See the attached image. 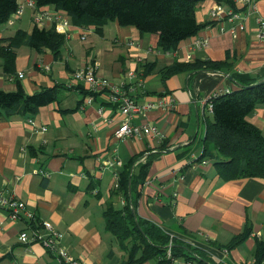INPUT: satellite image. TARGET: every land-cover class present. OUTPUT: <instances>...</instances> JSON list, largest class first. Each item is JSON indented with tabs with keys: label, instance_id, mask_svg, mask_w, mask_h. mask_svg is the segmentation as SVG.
<instances>
[{
	"label": "crops",
	"instance_id": "1",
	"mask_svg": "<svg viewBox=\"0 0 264 264\" xmlns=\"http://www.w3.org/2000/svg\"><path fill=\"white\" fill-rule=\"evenodd\" d=\"M249 1L252 8L245 3ZM18 2L23 12L0 27V41L17 30L31 32L35 25L56 30L47 20L38 24L36 17L40 11L61 10L68 23L65 42L59 58L48 48L20 47L13 74L4 71L0 59V89L12 92L21 83L32 95L43 88L65 87L59 101L41 108L34 118H0V191L35 213L33 220L25 213L13 220L7 210H0V264H60L40 244L20 240L21 233H31L46 221L64 234L63 245L82 264H124L125 252L107 231L104 218L122 167L107 162L129 164L140 155L161 153L162 144L148 136L115 138L116 129L128 120L120 106L108 100V93H98L87 105V85L73 81V74L92 62L99 63L98 73L126 97L140 105L159 104L130 119L132 125L157 126L168 147L150 164L138 188L137 215L215 262L254 264L257 242L264 241V179L223 181L213 162L200 160L213 119L209 102L237 86L226 72H180L164 81L163 70L177 62L226 61L229 53L232 72L264 78V24L259 22H264V0H205L196 16L206 27L168 54L159 49L158 34H142L116 21L98 33L95 26L74 25L55 6L34 10L27 0ZM217 3L245 18L214 21L210 11ZM19 73L23 79L17 78ZM249 120L264 133V105ZM113 199L115 206L124 205V200ZM246 228L251 234L235 244L234 238ZM185 263L180 259L175 264Z\"/></svg>",
	"mask_w": 264,
	"mask_h": 264
},
{
	"label": "trees",
	"instance_id": "2",
	"mask_svg": "<svg viewBox=\"0 0 264 264\" xmlns=\"http://www.w3.org/2000/svg\"><path fill=\"white\" fill-rule=\"evenodd\" d=\"M205 0H37L38 8L55 6L64 10L74 25L103 33L109 22L122 27H135L142 34H158L159 49L165 54L176 52L180 43L196 36L206 26L197 20V9ZM20 8L18 0H0V27L11 20ZM237 12V9L233 8ZM215 22H211L214 24ZM65 42L63 34L53 27L35 25L31 32L17 30L14 35L0 41V59L7 74H13L17 50L29 46L38 51L50 49L59 58ZM226 61L177 62L163 70V79L186 72H226L237 89L218 94L211 99L213 119L208 122L200 160H210L223 181L247 178L264 179V133L249 117L264 105V78L232 72ZM64 85L43 88L28 94L19 83L17 89H0V118L28 116L34 118L41 108L59 101ZM98 93L87 91L93 99ZM160 152L168 149L165 141ZM161 153L140 155L124 164L111 192L112 202L105 207L104 218L119 248L125 252L124 264H175L182 259L191 264H223L215 262L206 252L193 248L162 227L137 215L138 188L147 178L150 164ZM144 158V161L142 159ZM138 168H137V167ZM136 167V168H134ZM113 198L124 200L122 207ZM252 230L246 228L234 243L243 242ZM183 234H186L183 231ZM230 249V246H227ZM254 264H264V241L257 242Z\"/></svg>",
	"mask_w": 264,
	"mask_h": 264
},
{
	"label": "built area",
	"instance_id": "3",
	"mask_svg": "<svg viewBox=\"0 0 264 264\" xmlns=\"http://www.w3.org/2000/svg\"><path fill=\"white\" fill-rule=\"evenodd\" d=\"M247 6L252 8V3L245 2ZM27 6L31 9L38 10V5L36 0H27ZM23 12V7L20 6L15 17L21 15ZM211 18L214 21H222L226 17L230 20L237 19L243 15L239 12L234 11L233 9H225L221 4L217 3L210 11ZM36 22L40 25H43L47 20L53 26H55L57 32L63 34L66 32L65 27L67 26V21L64 18V12L61 10H54L50 12L40 11L36 17ZM242 18H245L244 16ZM13 22V21H11ZM261 25L264 24L262 19L259 21ZM243 29V25L240 26ZM235 31L237 28L234 27ZM90 33V30L87 31L83 36L82 40H86L87 35ZM134 46V43H130ZM206 44L201 43L200 46H205ZM48 68V67H47ZM99 63L92 62L87 64L85 67L78 69L73 74V81L76 83H85L90 92L94 93H108V100L112 103L118 104L121 108V112L128 120L119 126L115 131V138L118 140H127L129 138L148 136L153 138L159 144H163L166 140L164 133L154 124L148 123L141 126L132 125L130 119L140 115L142 112L147 110L154 109L157 105L156 103H146L145 105H140L135 99L126 97L120 91L114 89L111 82L105 77L101 76L98 73ZM17 78L23 79L24 75L19 73ZM218 95V94H216ZM215 95V96H216ZM214 96V97H215ZM173 100L167 102L169 106L172 105ZM93 103V98L91 96L87 97L86 104L90 105ZM166 103V101H162ZM161 103V104H162ZM209 109L212 110L211 100L209 102ZM31 124H34L33 120H30ZM46 131V129H44ZM208 161H204V164H207ZM107 164L114 166V164L119 167L123 166L121 160L117 159L116 161H108ZM0 210H7L9 217L13 220H18L21 217L22 213H25L26 216L30 219L35 218V213L27 209L25 202L17 199L12 195H8L0 191ZM32 231H24L20 235V240L23 243L34 242L40 244L49 252L53 253L60 264H82L81 261L76 259L70 251L63 245L62 241L64 239V234L56 230L52 223L46 221L43 222L41 228L32 227ZM46 231V233L43 232ZM227 253V251H225ZM191 264V263H185Z\"/></svg>",
	"mask_w": 264,
	"mask_h": 264
},
{
	"label": "rangeland",
	"instance_id": "4",
	"mask_svg": "<svg viewBox=\"0 0 264 264\" xmlns=\"http://www.w3.org/2000/svg\"><path fill=\"white\" fill-rule=\"evenodd\" d=\"M8 25H10V24H8ZM13 27H14V24L13 25L11 24V26H9L8 28H10L12 30ZM142 160H144V158Z\"/></svg>",
	"mask_w": 264,
	"mask_h": 264
},
{
	"label": "water",
	"instance_id": "5",
	"mask_svg": "<svg viewBox=\"0 0 264 264\" xmlns=\"http://www.w3.org/2000/svg\"><path fill=\"white\" fill-rule=\"evenodd\" d=\"M231 81H233V79L231 78Z\"/></svg>",
	"mask_w": 264,
	"mask_h": 264
}]
</instances>
